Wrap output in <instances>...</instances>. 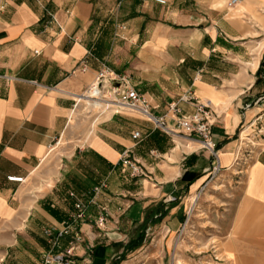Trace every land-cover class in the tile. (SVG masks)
<instances>
[{"label": "crops", "instance_id": "0c3cea01", "mask_svg": "<svg viewBox=\"0 0 264 264\" xmlns=\"http://www.w3.org/2000/svg\"><path fill=\"white\" fill-rule=\"evenodd\" d=\"M229 2L0 0V264H41L48 252L114 264L139 234H181L211 187L215 160L200 141L134 110L89 107L104 70L171 126L170 104L184 115L209 106L230 192L219 264H264V140L244 175L233 166L256 112L245 104L264 91V0ZM127 151L140 175L123 165ZM78 200L89 204L82 219ZM65 226L53 245L47 231Z\"/></svg>", "mask_w": 264, "mask_h": 264}, {"label": "rangeland", "instance_id": "374dc122", "mask_svg": "<svg viewBox=\"0 0 264 264\" xmlns=\"http://www.w3.org/2000/svg\"><path fill=\"white\" fill-rule=\"evenodd\" d=\"M263 67L264 61L258 74ZM247 104L251 105L248 109H256V112L249 121L244 122L242 146L233 161L240 176L251 164L259 141L264 140V91ZM222 181L220 172L213 179L211 187L191 207L181 234L166 239L164 234H145L141 247L130 252L128 247L127 252L123 251L114 264H219L218 248L223 235L220 234V227L225 225L221 224L220 218L225 211V202L230 198L229 187H220L224 183ZM123 255L125 257L121 258Z\"/></svg>", "mask_w": 264, "mask_h": 264}, {"label": "built area", "instance_id": "2783aa9c", "mask_svg": "<svg viewBox=\"0 0 264 264\" xmlns=\"http://www.w3.org/2000/svg\"><path fill=\"white\" fill-rule=\"evenodd\" d=\"M159 4H165L166 0H151ZM238 0H230L229 5L234 6ZM124 77L117 79L111 77L107 70L101 71L97 76L95 82L91 85L88 91L89 107L98 110L113 109L116 113L121 112L123 108L139 112L143 117L152 122L156 128L162 130L168 135L178 134L176 129L182 130V135L189 140H198L201 142L202 147L208 150L213 156L215 162L212 168L211 179H213L222 169L220 158L218 155V146L214 142L212 128L214 125L213 116L208 105L200 104L198 110L192 115H184L181 113L180 108L176 103L169 106L171 117L174 125L171 126L164 116H155L151 113L148 102L145 97L141 95L133 87L123 84ZM192 96V94H191ZM193 99V98H190ZM251 105H246V110ZM134 140H141L143 134L141 131H135L132 134ZM124 166L131 168L132 175H140L141 168L138 162L132 158L130 152H124L122 157ZM10 181L23 182L22 177L10 176ZM96 187L95 191L98 192L101 187ZM71 196H75L71 193ZM78 213L74 216L76 219L85 217L89 204L82 200H78L75 204ZM189 217V215H188ZM103 220V219H102ZM70 228L65 226L57 234H53L51 230L47 231V237L53 245H56L60 238L69 235ZM77 242L82 241L80 234H75ZM41 264H72L70 253H52L48 252L44 255Z\"/></svg>", "mask_w": 264, "mask_h": 264}, {"label": "trees", "instance_id": "16d2710c", "mask_svg": "<svg viewBox=\"0 0 264 264\" xmlns=\"http://www.w3.org/2000/svg\"><path fill=\"white\" fill-rule=\"evenodd\" d=\"M142 226H145V224H143ZM144 239H145V232L143 234H139V236L137 237L135 241H133V243L132 241L129 243L128 252L134 251L138 249L139 247H141L143 245ZM124 257L125 255H123L121 258H124Z\"/></svg>", "mask_w": 264, "mask_h": 264}, {"label": "bare ground", "instance_id": "6f19581e", "mask_svg": "<svg viewBox=\"0 0 264 264\" xmlns=\"http://www.w3.org/2000/svg\"><path fill=\"white\" fill-rule=\"evenodd\" d=\"M244 133V132H243ZM191 143V142H190ZM197 198H198V196H197ZM196 200V199H195ZM197 202V201H196Z\"/></svg>", "mask_w": 264, "mask_h": 264}]
</instances>
